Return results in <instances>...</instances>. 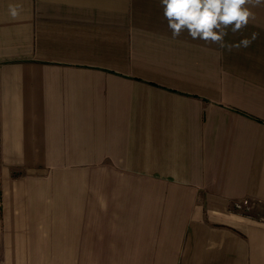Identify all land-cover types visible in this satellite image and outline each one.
Instances as JSON below:
<instances>
[{
  "label": "crops",
  "instance_id": "obj_1",
  "mask_svg": "<svg viewBox=\"0 0 264 264\" xmlns=\"http://www.w3.org/2000/svg\"><path fill=\"white\" fill-rule=\"evenodd\" d=\"M252 11L229 52L160 0H0V264H264Z\"/></svg>",
  "mask_w": 264,
  "mask_h": 264
},
{
  "label": "clouds",
  "instance_id": "obj_2",
  "mask_svg": "<svg viewBox=\"0 0 264 264\" xmlns=\"http://www.w3.org/2000/svg\"><path fill=\"white\" fill-rule=\"evenodd\" d=\"M160 4L173 39L186 32L192 40L231 52L247 48L257 39L259 33L253 32L251 38L238 43L225 41L229 28L232 33L240 32L255 19L252 9L264 7V0H160ZM19 10V5H9L13 18Z\"/></svg>",
  "mask_w": 264,
  "mask_h": 264
},
{
  "label": "built area",
  "instance_id": "obj_3",
  "mask_svg": "<svg viewBox=\"0 0 264 264\" xmlns=\"http://www.w3.org/2000/svg\"><path fill=\"white\" fill-rule=\"evenodd\" d=\"M243 204H246V202L244 201L242 204H237V206H236V207L239 209V208H241V207H242V205H243Z\"/></svg>",
  "mask_w": 264,
  "mask_h": 264
}]
</instances>
